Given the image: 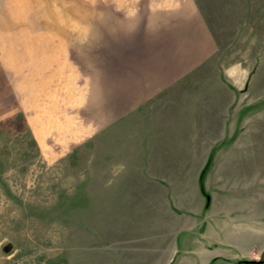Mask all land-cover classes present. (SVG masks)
<instances>
[{"label":"rangeland","instance_id":"obj_1","mask_svg":"<svg viewBox=\"0 0 264 264\" xmlns=\"http://www.w3.org/2000/svg\"><path fill=\"white\" fill-rule=\"evenodd\" d=\"M195 220L209 264L264 260V0H0V264H123Z\"/></svg>","mask_w":264,"mask_h":264},{"label":"crops","instance_id":"obj_2","mask_svg":"<svg viewBox=\"0 0 264 264\" xmlns=\"http://www.w3.org/2000/svg\"><path fill=\"white\" fill-rule=\"evenodd\" d=\"M156 43H160L157 39ZM172 200L170 197H167L168 203H176L179 205H187V204H195L198 203L200 205L201 197L199 196H172ZM187 206H184V208ZM190 211H193L194 219L196 215L200 214L201 208H191ZM204 226L207 231H209L208 226L205 224H200V220H195L192 223L189 222L186 226L181 227L187 229V235L182 238L181 243L174 242L171 246L165 250L153 249L150 251H142L134 255L135 259H129L127 263L123 264H209L211 258L217 255L218 251H213L207 247L205 241L201 239L202 231H195L196 228H200ZM205 230V231H206ZM204 231V230H203ZM183 232V231H181ZM180 232V233H181ZM179 233V232H178ZM177 233V234H178ZM190 233V235L188 234ZM207 240L211 239L210 236H206ZM206 240V241H207ZM211 241V240H210ZM232 247V245H230ZM230 250V249H229ZM231 252V250H230ZM223 254H228L226 251ZM218 254L222 257H226L227 255ZM212 256V257H211Z\"/></svg>","mask_w":264,"mask_h":264},{"label":"trees","instance_id":"obj_3","mask_svg":"<svg viewBox=\"0 0 264 264\" xmlns=\"http://www.w3.org/2000/svg\"><path fill=\"white\" fill-rule=\"evenodd\" d=\"M245 261H239L238 264H245ZM264 260H260L259 262H255V263H247V264H263Z\"/></svg>","mask_w":264,"mask_h":264},{"label":"water","instance_id":"obj_4","mask_svg":"<svg viewBox=\"0 0 264 264\" xmlns=\"http://www.w3.org/2000/svg\"><path fill=\"white\" fill-rule=\"evenodd\" d=\"M246 263H255V262H259L260 260H244Z\"/></svg>","mask_w":264,"mask_h":264}]
</instances>
